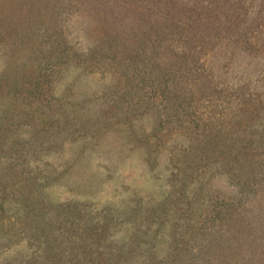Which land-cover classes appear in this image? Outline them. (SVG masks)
Returning <instances> with one entry per match:
<instances>
[{
	"label": "rangeland",
	"instance_id": "1",
	"mask_svg": "<svg viewBox=\"0 0 264 264\" xmlns=\"http://www.w3.org/2000/svg\"><path fill=\"white\" fill-rule=\"evenodd\" d=\"M0 264H264V0H0Z\"/></svg>",
	"mask_w": 264,
	"mask_h": 264
}]
</instances>
